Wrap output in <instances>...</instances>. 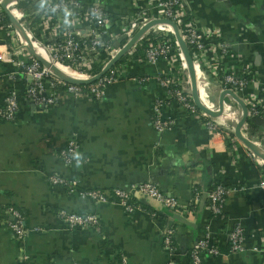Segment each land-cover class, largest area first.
Returning <instances> with one entry per match:
<instances>
[{
  "label": "crops",
  "instance_id": "0c3cea01",
  "mask_svg": "<svg viewBox=\"0 0 264 264\" xmlns=\"http://www.w3.org/2000/svg\"><path fill=\"white\" fill-rule=\"evenodd\" d=\"M82 1L103 7L117 32L137 8L161 15L147 0ZM184 3L198 29L230 46L221 64L248 83L237 97L227 94L209 69L219 62L213 52L207 50L202 60L189 51L191 63L179 46L177 64L198 110L179 116L175 128L164 133L153 127L152 114L155 101L165 96L156 76L170 68L166 60L139 63L129 52L127 77L106 83L101 97L64 90L54 107L21 98L15 119H0V264H194L193 251L206 234L218 253L203 252V264H264V157L237 136L240 127L238 133L264 152V112L251 113L254 103L264 110V0ZM35 4L1 0L11 27L0 32V105L12 86L24 92L21 67L37 60L29 40L31 19L39 10ZM154 26L174 33L163 23ZM210 123L218 126L217 133H210ZM72 140L79 143L77 161L68 163L59 153ZM50 175L73 182L76 190L65 192ZM145 182L186 207L172 210L134 194L138 207L128 211L115 201L98 203L85 196L89 190H132ZM219 183L232 192L222 215H215L206 200ZM13 209L26 225L22 239L9 225ZM62 211L93 214L100 230H70ZM237 228L246 237L245 249L230 252V235ZM169 229L175 233L167 245Z\"/></svg>",
  "mask_w": 264,
  "mask_h": 264
},
{
  "label": "built area",
  "instance_id": "2783aa9c",
  "mask_svg": "<svg viewBox=\"0 0 264 264\" xmlns=\"http://www.w3.org/2000/svg\"><path fill=\"white\" fill-rule=\"evenodd\" d=\"M147 1L152 7L160 10L161 15L156 17L150 11L137 8L131 17L125 19L124 32L120 35L115 28L110 26L113 18L101 6L87 5L82 0H47L31 19L32 22L34 21L29 38L31 51L56 67L69 69L80 78L89 79L99 74L135 34L148 23L156 19L172 20L176 17L179 20L178 23L182 24V18H184L187 20L183 23L185 34L176 24L181 36L185 41L195 45L199 59H205L207 50H211L217 57L219 61L217 67L210 66L209 69L222 83L224 91L230 95L236 94L237 90L248 83L246 76L238 74L236 70L227 69L226 65L221 64V60L231 54L230 46L219 35L198 29L191 19L184 0ZM164 25L174 31L171 25ZM155 27L149 28L143 34L130 51V58H134L139 63L157 64L161 60H166L169 63L168 71L156 76L159 85L165 91V96L155 101L152 114L153 127L158 132L164 133L175 128L179 116L196 111V105L190 102L191 96L184 87V79L180 72V66L177 64L178 51L175 49L172 39L165 30ZM3 30L0 25V32ZM122 35L125 37V44L121 49H116L114 45ZM175 41L179 48L176 38ZM139 50H143L142 55L138 54ZM127 66L124 63L117 70L111 69L110 71H113L111 74L108 71L92 84L76 85L63 81L52 68L43 67L38 60L23 64L19 75H22L27 81L25 90L21 93L14 86L9 89L4 103L0 105V119L14 120L21 98L36 106L54 107L59 103V93L64 90L74 94L92 92L96 97H101L106 83L118 82L127 77ZM99 69L101 70L95 75H89ZM263 112L264 110L259 105L252 104L251 113L253 115ZM209 129L211 134L219 131L218 126L212 123L209 124ZM78 148V141L72 140L66 149L60 151L59 155L66 162L74 163L77 161ZM49 180L52 184L61 186L65 192L76 190L73 182L60 176L50 175ZM261 188L264 190V181ZM230 192H232L231 188L220 183L211 190L208 199L213 214L222 215L223 203ZM134 194L147 196L172 210H181L186 207L170 192L163 191L152 182L139 184L132 190H89L85 196L98 203L115 201L123 205L126 210L133 211L138 207ZM196 195L198 197L200 193L197 192ZM11 213L13 218L9 222L10 228L18 238L22 239L27 233L24 219L15 209ZM60 216L65 220L70 230L86 227L100 230V222L93 214L80 215L62 211ZM174 233V229H169L166 232L165 242L167 245L170 244ZM245 242L246 237L242 229H235L230 235L229 251H243ZM203 252L218 253L216 245L208 234L193 251L194 264H203Z\"/></svg>",
  "mask_w": 264,
  "mask_h": 264
},
{
  "label": "water",
  "instance_id": "95a60500",
  "mask_svg": "<svg viewBox=\"0 0 264 264\" xmlns=\"http://www.w3.org/2000/svg\"><path fill=\"white\" fill-rule=\"evenodd\" d=\"M14 1V0H11ZM6 2V1H5ZM95 5H98V3H96ZM99 6V5H98ZM14 20V19H13ZM17 24L18 27H20V25L15 22ZM158 23H163V24H169L173 27L174 29V35L175 38L180 46V48L186 53V55L188 56L189 61L192 63V59L189 55V49H188V45L186 43V41L183 39V37L181 36L179 29L177 27V25L170 19H156L153 20L152 22L148 23L147 25H145L144 27H142L136 34L135 36L120 50V52L106 65V67L97 75L86 79V80H77V79H73L70 78L68 76H66L64 73H62L58 68H56L55 65H53L52 63L45 61L44 59H42L40 56L36 55L35 53L31 52L32 55L43 65V67L45 68H52L56 75L62 79L63 81L70 83V84H76V85H88V84H92L94 82H96L97 80H99L101 77H103L105 74H107L108 71H110L117 63H119V61L126 56V54L128 52H130L133 47L139 42L140 38L143 36V34L151 27H153L154 25L158 24ZM21 28V27H20ZM26 46L29 49V42L26 39L25 40ZM196 92V91H195ZM235 97L236 94H234ZM197 97L195 96V100ZM244 114L242 117L241 122L243 123L246 116H247V108L244 107ZM208 113H212L210 110H207ZM240 128V127H239ZM239 128L237 131V136L251 149L253 150L255 153H257L260 156L264 157V152L261 151L260 149L256 148L252 143L248 142V140L244 139L239 132ZM175 218L177 220H179L180 222H184V219L180 216H175Z\"/></svg>",
  "mask_w": 264,
  "mask_h": 264
},
{
  "label": "trees",
  "instance_id": "16d2710c",
  "mask_svg": "<svg viewBox=\"0 0 264 264\" xmlns=\"http://www.w3.org/2000/svg\"><path fill=\"white\" fill-rule=\"evenodd\" d=\"M31 1H33V0H31ZM35 1H36V4H35L36 7L40 8L39 6L43 5L47 0H35ZM172 21H173L175 24L179 25L180 30H182V32H184V34H185L183 23L187 22V20H185L184 18H182V24H179V23H178L179 20L175 17L174 19H172ZM124 24H125V22L123 23V25H124ZM0 25L3 27V29H5V28H10V27H11V18H10V16H9V14H8L7 12H5V11L0 12ZM123 32H124V27H122V28L119 30L118 33L121 35V34H123ZM169 37L172 39V42H173V44H174V46H175V49L177 50L178 47H177V43H176V41H175V37H174L173 33L169 34ZM186 43H187V45H188V49H189V51H190L192 57H193V58H197V57H198V56H197V48L195 47V45L191 44L189 41H186ZM124 44H125V37L122 35V36H120V37L118 38V40L116 41L114 47H115L116 49H121V48L124 46ZM128 56H129V53H128L124 58H122V59L119 61V63H117V64L112 68V70H117V68L120 67V66L124 63V61L126 60V58H127ZM100 70H101V69L97 70L96 72L89 73V75L93 76V75H95L97 72H99ZM111 72H113V71H110L109 74H111ZM229 87H230V86H229ZM190 98H191V99H190V102H191L192 104L195 105V103H194L192 97H190ZM196 110H198V107H197V106H196ZM2 120H3V119H2ZM206 203H207V205H210V201H209V199L206 200Z\"/></svg>",
  "mask_w": 264,
  "mask_h": 264
},
{
  "label": "bare ground",
  "instance_id": "6f19581e",
  "mask_svg": "<svg viewBox=\"0 0 264 264\" xmlns=\"http://www.w3.org/2000/svg\"><path fill=\"white\" fill-rule=\"evenodd\" d=\"M56 68H58L62 73H64L66 76L73 78V79H77V80H82V78H80L78 75H76L73 71L69 70V69H64L61 68L60 66H57Z\"/></svg>",
  "mask_w": 264,
  "mask_h": 264
},
{
  "label": "rangeland",
  "instance_id": "374dc122",
  "mask_svg": "<svg viewBox=\"0 0 264 264\" xmlns=\"http://www.w3.org/2000/svg\"><path fill=\"white\" fill-rule=\"evenodd\" d=\"M87 78H84V79H82V80H86Z\"/></svg>",
  "mask_w": 264,
  "mask_h": 264
}]
</instances>
